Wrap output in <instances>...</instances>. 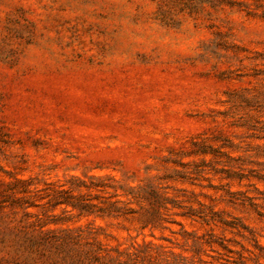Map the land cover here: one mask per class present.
Returning a JSON list of instances; mask_svg holds the SVG:
<instances>
[{
    "label": "rangeland",
    "instance_id": "rangeland-1",
    "mask_svg": "<svg viewBox=\"0 0 264 264\" xmlns=\"http://www.w3.org/2000/svg\"><path fill=\"white\" fill-rule=\"evenodd\" d=\"M0 264H264V0H0Z\"/></svg>",
    "mask_w": 264,
    "mask_h": 264
}]
</instances>
